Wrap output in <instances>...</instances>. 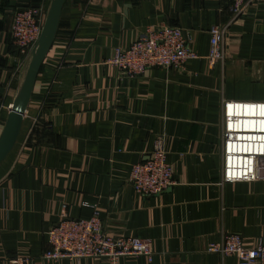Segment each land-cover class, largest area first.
<instances>
[{
  "label": "crops",
  "instance_id": "obj_1",
  "mask_svg": "<svg viewBox=\"0 0 264 264\" xmlns=\"http://www.w3.org/2000/svg\"><path fill=\"white\" fill-rule=\"evenodd\" d=\"M51 0H0V103L21 91L29 58L10 37L14 10ZM227 25L225 59L210 65L208 29ZM176 26L198 54L178 68L127 77L106 59L147 28ZM264 101V1L232 19L229 0H64L15 143L0 162V264L37 258L65 212L96 207L113 235L149 238L153 254L118 264H239L205 250L220 233L264 243V177L219 184L222 101ZM8 111L0 113V134ZM175 184L142 197L128 182L156 135ZM42 264H110L106 257Z\"/></svg>",
  "mask_w": 264,
  "mask_h": 264
},
{
  "label": "built area",
  "instance_id": "obj_2",
  "mask_svg": "<svg viewBox=\"0 0 264 264\" xmlns=\"http://www.w3.org/2000/svg\"><path fill=\"white\" fill-rule=\"evenodd\" d=\"M264 0H229L232 19L245 15L252 4ZM43 25L39 6L14 10L10 26L12 44L23 58H30ZM227 25L215 24L208 29L209 64H222L225 59L224 38ZM198 54L187 42L183 31L176 26L147 28L131 44L112 49L106 62L127 77L141 75L150 67L178 68ZM11 104L0 103L8 112ZM221 172L219 184L255 181L264 177V101H222ZM128 182L142 196L158 195L175 184L173 167L167 161L165 136H155L148 155L131 165ZM47 234L48 247L37 257H12L11 264H42L43 260L106 257L118 264L121 256H144L151 261L153 249L149 238L113 235L102 226L100 212L93 207L88 218H70L62 211ZM205 250L220 256L233 255L239 264H264V243L259 239L254 247H245L239 234L220 233L209 241Z\"/></svg>",
  "mask_w": 264,
  "mask_h": 264
},
{
  "label": "water",
  "instance_id": "obj_3",
  "mask_svg": "<svg viewBox=\"0 0 264 264\" xmlns=\"http://www.w3.org/2000/svg\"><path fill=\"white\" fill-rule=\"evenodd\" d=\"M64 0H51L38 42L31 52L19 96L12 102L0 134V162L8 154L20 131L24 111L28 104L36 74L57 29L60 9Z\"/></svg>",
  "mask_w": 264,
  "mask_h": 264
},
{
  "label": "trees",
  "instance_id": "obj_4",
  "mask_svg": "<svg viewBox=\"0 0 264 264\" xmlns=\"http://www.w3.org/2000/svg\"><path fill=\"white\" fill-rule=\"evenodd\" d=\"M29 6H36V5H29ZM26 7H28V6H26Z\"/></svg>",
  "mask_w": 264,
  "mask_h": 264
}]
</instances>
